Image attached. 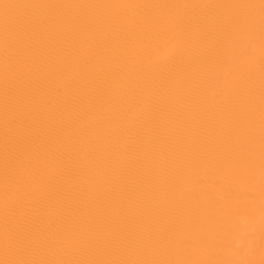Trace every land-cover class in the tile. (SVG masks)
<instances>
[{
  "label": "bare ground",
  "instance_id": "6f19581e",
  "mask_svg": "<svg viewBox=\"0 0 264 264\" xmlns=\"http://www.w3.org/2000/svg\"><path fill=\"white\" fill-rule=\"evenodd\" d=\"M0 264H264V0H0Z\"/></svg>",
  "mask_w": 264,
  "mask_h": 264
}]
</instances>
